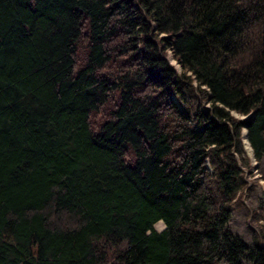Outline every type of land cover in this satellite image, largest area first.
Instances as JSON below:
<instances>
[{
    "label": "trees",
    "instance_id": "obj_1",
    "mask_svg": "<svg viewBox=\"0 0 264 264\" xmlns=\"http://www.w3.org/2000/svg\"><path fill=\"white\" fill-rule=\"evenodd\" d=\"M244 132L264 0H0V264H264Z\"/></svg>",
    "mask_w": 264,
    "mask_h": 264
},
{
    "label": "rangeland",
    "instance_id": "obj_2",
    "mask_svg": "<svg viewBox=\"0 0 264 264\" xmlns=\"http://www.w3.org/2000/svg\"><path fill=\"white\" fill-rule=\"evenodd\" d=\"M167 58L170 64L174 66L176 71L180 72V67L172 59V57L167 56ZM194 92H195V89L190 88V93L188 95L190 97H194ZM243 142H244V139H243ZM243 147H245V143ZM244 150H245L246 155L250 157V160H251V167L250 169H248L249 172L244 171V174H243V176H245V179L248 183L247 186L250 187V190L245 192V195L242 198V206L235 209L231 213V218L228 222V228L231 230L232 233L240 236L247 244L251 245L252 239L254 237L253 232L257 230L256 223H259L258 221L253 219L252 209L255 207V204L257 203L258 196L260 195L261 189L264 192V182L260 179L261 167L256 164V162L253 159V156L251 157V154L247 152L246 148H244ZM252 179H256V182H257L256 185H251L252 182L250 180ZM156 229L162 230L163 229L162 223H158L156 225Z\"/></svg>",
    "mask_w": 264,
    "mask_h": 264
},
{
    "label": "bare ground",
    "instance_id": "obj_3",
    "mask_svg": "<svg viewBox=\"0 0 264 264\" xmlns=\"http://www.w3.org/2000/svg\"><path fill=\"white\" fill-rule=\"evenodd\" d=\"M244 143H245V148H246L247 152L251 154L250 147H249L245 132H244Z\"/></svg>",
    "mask_w": 264,
    "mask_h": 264
},
{
    "label": "water",
    "instance_id": "obj_4",
    "mask_svg": "<svg viewBox=\"0 0 264 264\" xmlns=\"http://www.w3.org/2000/svg\"><path fill=\"white\" fill-rule=\"evenodd\" d=\"M250 147V146H249ZM250 151H251V157L253 156V153H252V150H251V148H250Z\"/></svg>",
    "mask_w": 264,
    "mask_h": 264
}]
</instances>
